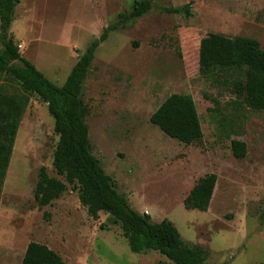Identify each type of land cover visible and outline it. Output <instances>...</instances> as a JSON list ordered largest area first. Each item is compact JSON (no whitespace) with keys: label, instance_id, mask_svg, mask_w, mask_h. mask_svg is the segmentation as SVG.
Returning <instances> with one entry per match:
<instances>
[{"label":"rangeland","instance_id":"obj_1","mask_svg":"<svg viewBox=\"0 0 264 264\" xmlns=\"http://www.w3.org/2000/svg\"><path fill=\"white\" fill-rule=\"evenodd\" d=\"M136 0H21L11 35L22 55L58 85L104 29ZM153 9L112 31L98 47L82 98L93 154L120 193L154 222L172 221L206 264H264V110L242 103V77L217 62L232 57L237 36L264 49V0H154ZM190 5L191 14L161 6ZM193 97L203 137L187 145L150 122L172 94ZM59 140L47 103L30 96L2 187L0 264H21L31 241L48 245L68 264H174L158 251L135 253L111 214L89 215L79 186L40 206L39 172L57 174ZM246 143L238 158L232 141ZM218 176L207 211L184 199L199 179Z\"/></svg>","mask_w":264,"mask_h":264},{"label":"trees","instance_id":"obj_2","mask_svg":"<svg viewBox=\"0 0 264 264\" xmlns=\"http://www.w3.org/2000/svg\"><path fill=\"white\" fill-rule=\"evenodd\" d=\"M20 1L0 0V200L24 112L30 96L37 95L47 103L55 120L59 140L53 165L64 180L50 176L47 168L42 167L34 190L36 202L40 206H48L61 197L67 184H77L80 202L89 215L98 218L100 212H105L114 216L121 223L123 235L133 252L142 254L154 250L174 264H206L207 250L201 245L187 244L172 221L154 222L149 213L134 209L91 149L86 121L88 108L82 95L96 51L112 31L150 12L154 0H136L130 11L121 13L116 22L108 25L79 57L63 85L47 78L22 55L15 43L10 31L15 8ZM158 9L169 14H191L189 4ZM231 50V59L217 64L234 70L242 77L244 90H236V93L245 106L264 110V49L252 37L237 36ZM150 122L167 136L187 145L203 137L196 102L188 94L170 95L151 115ZM232 150L236 157L243 158L247 152L246 143L233 140ZM217 180L215 173L199 179L185 197L184 207L207 211ZM21 264L68 263L48 245L31 241Z\"/></svg>","mask_w":264,"mask_h":264}]
</instances>
